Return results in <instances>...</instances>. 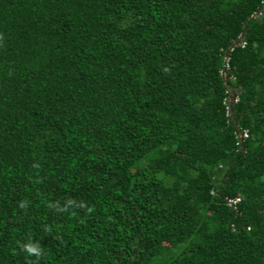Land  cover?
Returning a JSON list of instances; mask_svg holds the SVG:
<instances>
[{
	"label": "trees",
	"instance_id": "16d2710c",
	"mask_svg": "<svg viewBox=\"0 0 264 264\" xmlns=\"http://www.w3.org/2000/svg\"><path fill=\"white\" fill-rule=\"evenodd\" d=\"M0 264H264V0H0Z\"/></svg>",
	"mask_w": 264,
	"mask_h": 264
},
{
	"label": "built area",
	"instance_id": "2783aa9c",
	"mask_svg": "<svg viewBox=\"0 0 264 264\" xmlns=\"http://www.w3.org/2000/svg\"><path fill=\"white\" fill-rule=\"evenodd\" d=\"M245 44V42H243V45ZM233 50V49H232ZM229 60L230 58L229 57H226L225 58V64H226V67L228 68V63H229ZM235 102H237V100L234 99ZM243 137H247V133H243ZM230 204H234L235 202L233 201H229Z\"/></svg>",
	"mask_w": 264,
	"mask_h": 264
},
{
	"label": "clouds",
	"instance_id": "9594fccd",
	"mask_svg": "<svg viewBox=\"0 0 264 264\" xmlns=\"http://www.w3.org/2000/svg\"><path fill=\"white\" fill-rule=\"evenodd\" d=\"M30 251H34V250H30Z\"/></svg>",
	"mask_w": 264,
	"mask_h": 264
}]
</instances>
